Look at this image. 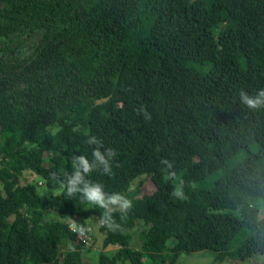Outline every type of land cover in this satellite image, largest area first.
Returning <instances> with one entry per match:
<instances>
[{"label":"trees","instance_id":"obj_1","mask_svg":"<svg viewBox=\"0 0 264 264\" xmlns=\"http://www.w3.org/2000/svg\"><path fill=\"white\" fill-rule=\"evenodd\" d=\"M261 88L264 0H0V264H89L65 216L103 209L41 197L34 179L91 160V135L117 155L87 179L133 201L113 213L121 231L99 226L98 264L264 256V107L240 99ZM161 159L186 199L166 191ZM140 175L153 192L130 190Z\"/></svg>","mask_w":264,"mask_h":264},{"label":"clouds","instance_id":"obj_2","mask_svg":"<svg viewBox=\"0 0 264 264\" xmlns=\"http://www.w3.org/2000/svg\"><path fill=\"white\" fill-rule=\"evenodd\" d=\"M240 99L249 109L264 107V88L259 89L255 96H250L241 91ZM139 111L144 112V109L141 108ZM144 115L146 119H151L147 112H144ZM73 131H76V129H73ZM85 143L89 146H95L92 148V159L89 160L85 155H74L71 161L72 171L66 172L63 180L53 181L58 184V187L54 189L58 188L63 193H66L69 198L79 194L81 203L103 209L102 214L96 221L98 226L112 232L121 231L122 226L114 218L113 213L119 212L123 220L133 207V201L119 192L108 193L104 190V186L101 183L87 179L88 175L93 171L111 175L113 171L112 161L117 153L112 148H104L102 141L94 135L89 136ZM102 148L104 149L103 151H101ZM160 164L163 165L161 172L164 175V179L174 183L172 196L178 200L186 199L182 187L183 181L178 173L172 170L173 163L167 159H161ZM65 219L70 229L79 236H84L92 231L90 225L82 224L68 216H65Z\"/></svg>","mask_w":264,"mask_h":264},{"label":"rangeland","instance_id":"obj_3","mask_svg":"<svg viewBox=\"0 0 264 264\" xmlns=\"http://www.w3.org/2000/svg\"><path fill=\"white\" fill-rule=\"evenodd\" d=\"M37 184V193L41 197L50 198L55 195L60 194H66L63 193L58 188L54 189L55 187H58V184H55L53 181L54 179H49L47 181L42 180L40 178L34 179ZM174 187L173 182H168L165 184V189L168 193H171ZM139 190L140 192H146L151 193L154 190V187L151 183V181L145 177V176H137L132 181V184L130 186V190L134 191V189ZM53 190V191H52ZM260 212V211H259ZM259 217L264 218V212L259 213ZM97 218L95 217H88L86 219V225H90L92 228V231L89 232V238L91 240V244L88 247L89 252L84 255V261L87 260L89 264H98V257L97 253L101 251V239L102 234L99 231V226L96 223ZM142 227H134L127 232L129 233L131 239L129 240L128 247L131 249H138L140 247V241L142 237ZM116 248H107L105 250V254L107 257H110L112 254H114ZM154 248L153 245L150 244L148 246V251L153 252ZM172 251H170V254ZM116 264H121V262H117ZM174 264H264V256L260 255H253L249 259H246L244 261H224V262H218L214 261V253L211 251H200L196 253L191 254H184L180 253L175 259Z\"/></svg>","mask_w":264,"mask_h":264},{"label":"built area","instance_id":"obj_4","mask_svg":"<svg viewBox=\"0 0 264 264\" xmlns=\"http://www.w3.org/2000/svg\"><path fill=\"white\" fill-rule=\"evenodd\" d=\"M68 229L74 234L76 241L80 242L83 246H89L91 244V240L89 238V233L85 234L84 236H79L77 233L73 232L70 227Z\"/></svg>","mask_w":264,"mask_h":264}]
</instances>
